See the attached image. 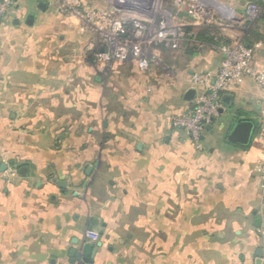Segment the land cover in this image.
<instances>
[{"label":"crops","instance_id":"obj_1","mask_svg":"<svg viewBox=\"0 0 264 264\" xmlns=\"http://www.w3.org/2000/svg\"><path fill=\"white\" fill-rule=\"evenodd\" d=\"M83 1L104 8L113 0ZM154 5L120 15L154 24L161 11ZM28 12L35 14L30 25ZM198 24H181L185 38L196 35L190 28ZM88 33L50 0L44 11L30 0H15L0 19V173L17 169L10 182L0 181V264H80L71 251L87 241L86 230L98 232L101 243L93 264H264L260 86L242 78L222 95L223 112L206 127L203 151H196L171 119L191 111L194 96L184 99L193 89L190 77L217 71L220 46L182 47L162 71L150 54L146 70L133 60L91 64L84 56L85 63H74L79 45L95 41ZM222 35L231 43V36ZM42 102L49 103L48 112L34 105ZM28 104L37 111L30 115ZM77 104L85 110L81 119H103L105 104L111 116L117 108L135 109L139 125L26 124L43 111L50 119L69 118ZM242 118L255 123L250 143H229L228 150L218 144ZM73 133V142L40 138Z\"/></svg>","mask_w":264,"mask_h":264},{"label":"built area","instance_id":"obj_2","mask_svg":"<svg viewBox=\"0 0 264 264\" xmlns=\"http://www.w3.org/2000/svg\"><path fill=\"white\" fill-rule=\"evenodd\" d=\"M55 3L56 10L63 16H74L82 23V28L97 35L90 43L92 55L101 63L135 61L137 67L146 70L149 64V53L141 46L148 35L159 41L175 43L186 37L179 27H170L166 19L156 23L140 17L120 15V11L146 12L151 8L153 0H113L112 6L104 8H89L83 0H50ZM15 5V0H0V19L9 15ZM119 9V10H118ZM188 16L199 23L203 21V11L194 2L189 5ZM246 16L253 18L255 7L248 4ZM153 26V31L151 30ZM153 33V34H151ZM223 57L215 73H194L190 77L195 90L191 111L175 115L171 124L184 130L196 151H203L202 143L206 127L222 114V95L235 88L245 77H251L261 88L264 99V68L258 67L252 61V46L237 41L233 44L222 45L219 48ZM262 121L259 125L258 139L263 146V161L258 165V171L263 181L264 190V107L261 111ZM17 175V169L8 167L0 173V181L10 182ZM84 237L88 242H97L99 234L86 230Z\"/></svg>","mask_w":264,"mask_h":264},{"label":"rangeland","instance_id":"obj_3","mask_svg":"<svg viewBox=\"0 0 264 264\" xmlns=\"http://www.w3.org/2000/svg\"><path fill=\"white\" fill-rule=\"evenodd\" d=\"M154 2H157L160 7L159 13H157V17L160 19H166L170 27H179L182 29L181 24H186L193 22L194 20L190 19L188 16V9L189 5L196 2L201 10L203 11V21H200L198 26L191 27L190 32L193 34H198L202 31H209V34L216 38H225L222 37V34H226L228 36H231V43L233 44L237 41L241 42H249L250 46L253 48V54H252V61L255 62H261L262 65H256L258 67L264 68V0H153V3L151 7L154 8ZM248 4H252L255 7V13L254 17L250 18L246 16L245 9ZM231 17H230V16ZM66 17V15H65ZM67 17H73L74 16H68ZM230 17V18H228ZM78 21V24L82 26V23L75 18ZM225 28V29H224ZM153 31V26L151 28ZM184 31V30H183ZM89 32V31H88ZM185 32V31H184ZM91 34V35H90ZM153 34V33H151ZM92 36L95 38V43L97 42V35L93 33H88L89 40L92 39ZM196 37V36H195ZM189 39L190 41H183L177 40L175 43L172 42H165V41H159L157 42L153 36L148 35V37L141 42V46L146 52L150 54V57L154 62L161 63L160 69L162 71L163 68H165L168 64V57H175L177 58L179 56L178 52L181 50L182 47H189L191 46H200V48L205 47H214L217 48L215 44H208L207 42H200L194 37L192 39ZM192 40V41H191ZM83 41H85V38L83 37ZM164 44V45H163ZM99 45V43H96V46ZM169 46V49L164 48V46ZM80 48H83V50L79 49V54L74 53L72 56L73 62L75 63H82L81 58L84 56L87 58H90L89 61L91 64H96L95 58L92 54L87 52V48H89V44L87 45H79ZM91 47V46H90ZM84 48H86L84 52ZM82 51L84 52L82 55ZM95 49L93 48L91 52L93 53ZM83 58V62L85 63ZM258 62V63H259ZM142 71L139 76L136 78L139 79L143 74ZM15 77V76H14ZM250 78L251 77H245ZM127 83L129 80L128 77L124 78ZM253 80V79H252ZM254 81V80H253ZM151 82V81H150ZM255 82V81H254ZM238 84V83H237ZM237 86V85H236ZM235 86V87H236ZM129 88V87H128ZM130 91V89H128ZM139 105V103H136ZM42 108L44 111H49L50 105L48 102H42L39 104H34ZM136 105V107H137ZM30 107L28 113L31 115L33 112H36L37 110L34 109L33 104H28ZM75 106V105H73ZM77 108L80 106V104L76 105ZM105 115L103 119H94V118H83L81 119L80 116L85 114V110H80L78 108L77 111L73 112L72 116H69V118H57V119H50L47 116L44 117L47 113L43 111L41 118H37L36 120L32 118L26 119V124L28 123H34L38 122L44 127L48 128H54L55 126H62L65 128H71V127H78L84 126V128H100L102 126V121L106 122V125L109 127H130V126H138L139 122L138 119H134L136 117L137 111L130 110L126 112L125 110H122L120 108H117V112L114 116H111L108 114L107 107L109 108V105L105 104ZM71 107V106H70ZM264 107V106H263ZM76 107H74L75 109ZM124 113L123 116H121V113ZM41 114V113H40ZM175 116V115H174ZM173 117V116H172ZM262 118L261 114L259 117V122L261 123ZM25 123V122H24ZM259 123V124H260ZM75 134H68V135H58L57 137H52L49 134L47 135H40V138H43L46 143L51 144H57L60 143L59 138H62L61 140L65 141L68 138V141H74ZM91 138H95V135H92ZM218 144L221 146H224L225 149H227V146H230L229 143H226L223 138L220 140L218 139ZM66 143V142H65ZM204 143L208 146L211 142L204 141ZM215 144V143H213ZM224 144V145H222ZM211 145V144H210ZM228 150V149H227Z\"/></svg>","mask_w":264,"mask_h":264},{"label":"water","instance_id":"obj_4","mask_svg":"<svg viewBox=\"0 0 264 264\" xmlns=\"http://www.w3.org/2000/svg\"><path fill=\"white\" fill-rule=\"evenodd\" d=\"M34 3L37 10L44 11L47 7V0H30ZM35 14L33 12H28L26 16V23L28 25L32 24ZM195 94V90L190 88L185 92L184 99L190 101ZM223 102L227 101V98L222 99ZM222 121V120H221ZM255 130V123L251 119L242 118L238 119L230 131L226 135V141L230 144H237L241 146H246L250 143L252 134ZM5 168V166H4ZM91 166H88L86 173L91 170ZM23 169L20 170L22 172ZM60 186H64V181H59ZM262 206L264 207V196L262 200ZM257 221V220H256ZM101 246L100 242H84L77 250H72L71 254L74 255V259L79 261L80 264H93L94 258L97 253L98 248Z\"/></svg>","mask_w":264,"mask_h":264},{"label":"trees","instance_id":"obj_5","mask_svg":"<svg viewBox=\"0 0 264 264\" xmlns=\"http://www.w3.org/2000/svg\"><path fill=\"white\" fill-rule=\"evenodd\" d=\"M189 31V30H188ZM196 36V37H195ZM194 37V39L200 41V42H207L208 44H215L216 46H221V45H228L230 43V41H227L223 38H216L213 37L209 34V31L207 33V31H202L200 33H198L197 35H188L187 38L192 39ZM248 45H250V43L248 42H244Z\"/></svg>","mask_w":264,"mask_h":264}]
</instances>
